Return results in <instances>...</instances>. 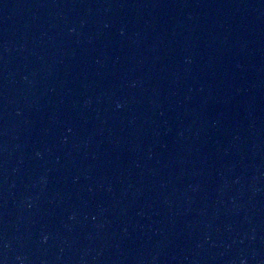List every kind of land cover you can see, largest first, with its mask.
Returning <instances> with one entry per match:
<instances>
[{
  "label": "water",
  "instance_id": "1",
  "mask_svg": "<svg viewBox=\"0 0 264 264\" xmlns=\"http://www.w3.org/2000/svg\"><path fill=\"white\" fill-rule=\"evenodd\" d=\"M0 264H264V0H0Z\"/></svg>",
  "mask_w": 264,
  "mask_h": 264
}]
</instances>
